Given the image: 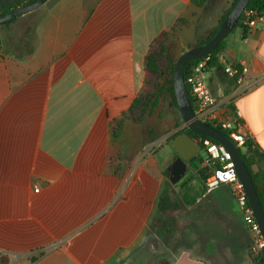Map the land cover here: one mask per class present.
Returning a JSON list of instances; mask_svg holds the SVG:
<instances>
[{"label": "crops", "instance_id": "0c3cea01", "mask_svg": "<svg viewBox=\"0 0 264 264\" xmlns=\"http://www.w3.org/2000/svg\"><path fill=\"white\" fill-rule=\"evenodd\" d=\"M232 2L203 18L196 36L216 28ZM204 6L195 0H48L18 40L13 31L27 13L0 24L1 253L23 260L47 250L33 264H107L139 246L169 182L161 189L159 163L175 150L168 145L144 168L142 124L127 116L153 90L145 69L153 40L180 20L184 38ZM218 60L206 74L217 98L236 87L226 68L245 64L246 78L258 80L234 107L257 150L252 171L264 187V21L245 36L242 28L229 34ZM140 110L139 104L132 112ZM128 131L138 139L129 142ZM201 198L187 209L198 207L196 223L184 219L178 229L173 221L181 248L170 264H254L251 235L229 186Z\"/></svg>", "mask_w": 264, "mask_h": 264}, {"label": "built area", "instance_id": "2783aa9c", "mask_svg": "<svg viewBox=\"0 0 264 264\" xmlns=\"http://www.w3.org/2000/svg\"><path fill=\"white\" fill-rule=\"evenodd\" d=\"M240 20L243 32L248 33L264 21V13H258L255 10L246 8ZM209 62V55L199 59V62L193 66L192 75L189 78L195 116L199 121L211 125L224 133L226 132L239 150L244 149L246 152V144L251 138L244 132L243 115L240 110L234 107V103L239 96L253 89L258 84V80L246 78L248 67L245 64L241 70L226 68L225 72L234 79L236 87L234 93L230 96L217 98L213 95L206 80ZM195 140L201 144L202 150H205L206 153L205 157H203L201 168L207 169L209 172L201 199L207 198L222 185L229 186L242 219L251 235V242L248 248L249 254L253 262L260 260L259 264H264V238L248 202L243 185L235 172L230 154L224 146L219 143H213L208 138L199 137ZM151 149V146L146 147L145 152L148 154ZM3 255L6 258L8 257L7 253H3Z\"/></svg>", "mask_w": 264, "mask_h": 264}, {"label": "rangeland", "instance_id": "374dc122", "mask_svg": "<svg viewBox=\"0 0 264 264\" xmlns=\"http://www.w3.org/2000/svg\"><path fill=\"white\" fill-rule=\"evenodd\" d=\"M225 0H206L205 6L202 8L199 14H202L199 18V22L196 23L195 27L192 26L191 22L189 24L190 31L184 32V38L181 37V33L178 30H175L174 38L171 40V51L172 53L164 56L158 57L157 63L155 62L154 70L155 73L149 76L148 82L150 85H154L157 75L160 70L168 66L172 60H177L178 57L185 52L188 48V45L192 42H195L196 35L199 30H201L204 25L202 23V19L211 15L215 9L219 6H223V2ZM39 11H33L31 13H27L26 17L23 19H19L16 23V29L13 31V36L17 38L22 32L25 30L27 26H32V22L37 18ZM195 15V14H194ZM197 20V18H196ZM5 26H1L3 30ZM192 28V29H191ZM194 28V29H193ZM192 38V39H190ZM4 40L7 39V36H4ZM181 113L175 107H173L172 103H170L167 99H161L156 111L152 115L145 116L142 119V130L144 128H156L158 131V138L154 142L150 144H146L143 139L142 135V162L143 167L148 166L146 160L150 158H155L159 153L160 157L162 156L163 152L167 150L168 141L178 132L181 131L184 127V121L181 118ZM130 124V123H128ZM131 125V124H130ZM137 130V127L136 129ZM125 134V133H124ZM129 136V142H133L138 139V133L133 132H126ZM151 146L152 149L150 153L145 152V148ZM244 153L245 150L241 149ZM177 154L173 151L172 157L168 160V162H161L159 163V177L162 178V187L164 188L165 182L169 181L168 177L164 175V172L167 170V167L172 163L173 158ZM200 155L205 157L206 153L205 150L200 152ZM128 163L130 162L129 158H125ZM150 169V167H149ZM149 172H146L148 174ZM179 189L178 184L171 187V195L174 201L179 200ZM197 212L198 207H194L187 212L186 216H179L182 220H186L188 225L191 222L196 223L197 220ZM186 217V218H185ZM175 217H173L170 213H162L157 206L153 208V212L149 219L148 225L143 232V238L141 243L137 247H133L126 257L121 259L120 261H116V263L108 262L107 264H159L164 260L170 261L173 258V253L181 248L178 242V234L181 233L180 230H177L174 226ZM194 228V227H193ZM191 230L197 235V231L192 229ZM190 230V231H191ZM190 231L185 233L184 237L186 244H189L191 241V234ZM198 236V235H197ZM44 251H37L33 253L32 256L27 257V259H21L22 256H15L8 254V257L3 255L0 252V264H22V262L26 264H33L34 259H39L41 256L44 255ZM38 261V260H37Z\"/></svg>", "mask_w": 264, "mask_h": 264}, {"label": "trees", "instance_id": "16d2710c", "mask_svg": "<svg viewBox=\"0 0 264 264\" xmlns=\"http://www.w3.org/2000/svg\"><path fill=\"white\" fill-rule=\"evenodd\" d=\"M38 0H18L13 3L0 6V17L5 16L6 14L13 12L17 10L18 8L24 7L26 5L32 4ZM206 0H195V3L200 7L204 5ZM237 0H233L230 8L225 12L223 17L221 18L219 25L216 28L210 29L207 32L202 33L199 35L195 42H192L188 45V48H193L199 45H202L206 41H208L218 30L221 23L224 21V19L227 17V15L230 13L232 8L234 7V4ZM247 9H252L257 11L258 13H264V0H250L247 7ZM15 18L10 19L9 21L3 23V24H9L11 23ZM182 25V20L179 21V23L173 28L171 31H165L161 33L156 39L153 40V42L150 45L149 51L146 55L145 60V69L149 76L155 73L154 66L155 62L157 63L158 57H164L172 53L171 51V40L174 38L175 30L178 29V27ZM241 28V20L238 21L236 28ZM243 35L245 36L246 33L243 32ZM225 47V40L220 42L218 46L213 50L210 54V62H209V70L218 67L219 66V60L218 55L219 53L224 49ZM177 60H172V62L159 71L157 75V79L154 83V87L152 92L149 94L148 97L140 101V99H137L131 109V114H129L127 117L134 121L135 123L142 124V119L145 116L152 115L160 102L161 99H167L170 103H172L173 107H175L178 111V106L174 94V68ZM199 60H191L188 61L185 70H184V78H185V85L187 87V91L189 94V98L191 100L192 105L194 106V100L190 93V84H189V78L192 75V68L195 64H197ZM141 105V110L139 113L132 112L138 105ZM182 118V116H181ZM183 119V118H182ZM187 133L191 135L193 138L198 139L200 136L193 134L189 128L184 127L181 131H178L171 139L170 141L175 138L176 136ZM225 134H227L225 132ZM142 135L144 142L146 144H150L157 140L159 134L156 128H144L142 130ZM206 138V137H204ZM170 141H168V145L170 146ZM213 143L218 144L216 141L211 140ZM247 151L243 153L241 150V155L246 162V164L249 167V170L252 174V178L255 184V187L257 189L259 199L261 201L262 207L264 209V187L260 186L256 175H254L252 171V165H254V158L258 156L257 150L255 149L254 143L249 140L246 144ZM203 160V156L198 155L191 159V161L188 164V172L186 176L178 183L179 187V200L174 201L173 197L171 195V185L169 182H167V185L162 190L161 195L159 196L158 200V208L162 213H170L175 217V226L178 229H181L186 226V222H184L181 218H178L179 216H186L188 212V208L191 206H194L197 199L201 196V194L204 191V184L206 179L209 176V172L207 169L201 168V163ZM165 176L168 177V171H165ZM38 259H34L33 261L36 262ZM254 264H259L260 260L254 261ZM159 264H170L169 261H162Z\"/></svg>", "mask_w": 264, "mask_h": 264}, {"label": "water", "instance_id": "95a60500", "mask_svg": "<svg viewBox=\"0 0 264 264\" xmlns=\"http://www.w3.org/2000/svg\"><path fill=\"white\" fill-rule=\"evenodd\" d=\"M15 1L18 0H0V6L7 5ZM47 1L48 0H38L32 4L18 8L17 10L0 17V24L16 16L33 12L43 6ZM249 1L250 0H237L234 7L221 23L216 33L208 41L202 45L186 50L178 57L173 74L174 94L185 127L189 128L193 134L216 141L224 146L230 154L231 160L234 163L235 172L243 185L248 202L254 212L264 238V209L259 199L249 167L244 161L239 148L227 134L211 125L199 121L196 118L184 78V70L187 62L191 60H199L215 50L218 44L225 40L226 37L235 30L236 25ZM170 146L177 153L171 165L168 167L169 182L175 186L186 176L189 162L192 158L200 155L202 146L196 142L195 138L187 133H182L173 138L170 141Z\"/></svg>", "mask_w": 264, "mask_h": 264}]
</instances>
